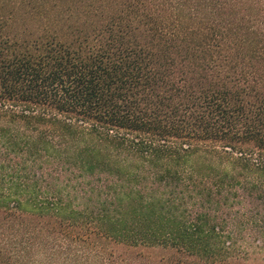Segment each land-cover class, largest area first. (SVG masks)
Returning <instances> with one entry per match:
<instances>
[{
    "label": "trees",
    "instance_id": "trees-1",
    "mask_svg": "<svg viewBox=\"0 0 264 264\" xmlns=\"http://www.w3.org/2000/svg\"><path fill=\"white\" fill-rule=\"evenodd\" d=\"M0 264H264V0H0Z\"/></svg>",
    "mask_w": 264,
    "mask_h": 264
}]
</instances>
